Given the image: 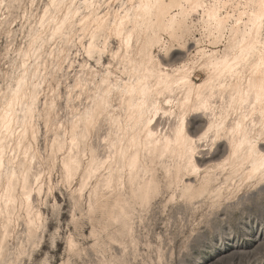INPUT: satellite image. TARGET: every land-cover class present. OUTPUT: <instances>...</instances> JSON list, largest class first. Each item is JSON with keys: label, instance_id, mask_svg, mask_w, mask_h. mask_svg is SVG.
Wrapping results in <instances>:
<instances>
[{"label": "rangeland", "instance_id": "obj_1", "mask_svg": "<svg viewBox=\"0 0 264 264\" xmlns=\"http://www.w3.org/2000/svg\"><path fill=\"white\" fill-rule=\"evenodd\" d=\"M49 2L50 0H3L5 7L0 8V114L4 109V96L10 94V89L16 88L23 62L27 61L29 67L37 63L46 64L40 78L32 81L31 85L32 90L35 84L41 86L37 89L38 100L35 105L36 138H31L32 132L29 134L32 149L30 155L35 157L34 172L41 173L42 193L36 194L33 202L34 207L44 217L43 230L39 233L42 250L52 255L54 262L57 258L52 253L58 252L69 264H264V184L258 181H242L238 176L233 177L230 188L223 190L221 195H205L190 200L183 196L181 185L171 188L167 186L162 168L156 161L154 167L161 182V191L147 205L128 210L132 214V220L129 221L132 232L123 230L120 223L113 221L116 214L111 217L110 213L103 210L91 211L89 195L95 179L90 182V187L82 196L75 193L79 177L70 182L65 181L61 166L64 153L56 151L55 138L58 135L69 138L65 136L64 130L72 129L76 109L84 112L92 105L91 93L74 89L82 74L83 65L88 62L98 72H103L104 67L87 58L78 39L79 31L73 33L74 39L72 38L71 43L63 41V49L68 53L61 56L63 60L57 58L59 50L55 53V58L51 56V44H46V51L37 59L36 51L39 48L34 47L33 38L40 30L37 24L39 17L43 15L42 9ZM122 2L124 0H111L113 9ZM107 10L102 8V14ZM192 20L196 27L193 35L187 38V47L175 44L166 54L165 47H169L172 41L167 34H163V44L155 47L153 53L161 59L169 72L181 65L190 64L188 74L199 83L206 78V71L199 66V48L224 51L225 42L211 44L213 40L209 41L210 38H207L208 32L200 24L197 25L198 19L193 16ZM45 30L50 39L51 28L46 27ZM137 40L135 35L130 50L132 59L136 61L141 58L138 51L144 42V36L140 35L138 43ZM195 40H200L199 48ZM60 42L58 37V46ZM83 43L88 44V41ZM118 51L121 55L114 59L113 54ZM126 53L125 47L121 51V42L112 37L108 40V50L103 55L102 64H111L116 77L128 80L132 66H129V71L123 68ZM69 89H72L71 93ZM179 97L178 92L172 96L177 99ZM161 101L164 102L163 99ZM53 103L55 108L52 107ZM163 105L166 109L170 108L164 103ZM219 105L220 103L216 104ZM113 106L116 109L115 114H122L117 97L113 100ZM48 111L52 115L51 122L47 123ZM174 111L178 113V110ZM190 120V127L195 133H199L206 123V118H201V115L191 116ZM171 122L173 118L167 116L160 120L163 126ZM95 127L90 131L88 147L95 144L98 152L108 154L109 146L104 143L105 137L108 140L115 138L110 124L101 119ZM211 145L210 142L203 144L204 155L199 159L203 169L199 177H192L194 186L200 184L207 166L211 167L226 155L227 149H218L217 145ZM15 153L17 162L24 159L23 149ZM226 173L227 171L217 176L218 183L224 181ZM18 190L20 191L17 188L16 193ZM22 209L17 203L13 216L15 232L7 241L11 252L20 241L24 242L25 248L30 246ZM53 209H57L55 221L52 218ZM53 223L59 228L63 239L49 253L44 245L53 230ZM70 238L79 246L74 255L69 254L66 248V242ZM34 240L35 237L30 239L32 242ZM26 259L21 257L19 264H23Z\"/></svg>", "mask_w": 264, "mask_h": 264}, {"label": "bare ground", "instance_id": "obj_2", "mask_svg": "<svg viewBox=\"0 0 264 264\" xmlns=\"http://www.w3.org/2000/svg\"><path fill=\"white\" fill-rule=\"evenodd\" d=\"M112 1L115 2L118 0ZM97 2L106 4L107 0H97ZM163 2L171 4L178 3L179 0H163ZM77 3L79 4L80 0H77ZM101 10L102 8L98 9L100 14H102ZM175 11L177 10H164L155 12L152 15H144V18L136 22L137 31L134 36L136 35L138 37V43L140 41V35H143L144 42H142L143 44L138 51L139 55L141 56L140 60L138 61L132 59L130 52L133 47V42L130 50L125 46L127 53L123 60V68L125 71H129V66H132L130 73L128 74V80L116 77V74L113 72L112 68L109 69L108 65H103V55L100 56L97 54V57L89 59L86 50L87 44L83 43V41H80L87 58L89 60H95L98 65L103 66L104 71L98 72L97 70H94L93 67L88 64V62H86L82 67V74L78 77L74 89H79L81 92L86 91L91 93V99L93 102L96 100L98 95H102L106 90L107 86L103 83L105 79L104 73L111 72V76L107 78L113 85L117 84V81H119V87L121 89L127 91L134 88L135 92L131 95H127L124 92H117L115 90L112 92L111 109L104 118L108 123L109 121L114 122L109 123L110 130L112 134H114L115 138L108 140V154H101L98 152V148L95 146V144L88 147L90 133L86 141L81 139L80 143L76 146V149H73L71 144L73 136V124L71 130H68L67 128L64 130L65 136H69V138L67 137V139H65L58 135L54 141V147L56 151L58 153H64L61 160V166L65 181L70 182L71 180L79 177L78 188L75 190V193L82 196L88 187H90V182L95 179L94 185L90 187L89 206L91 211L98 209L99 211L103 210V212L105 211L106 213H110L111 217L112 214H114V216L116 214V217H113V221L120 223L123 230L131 232L132 230L131 226L129 225V221L132 220V214L129 213L128 210H133V207L135 206L147 205L161 191V182L156 174V167H154L156 161L159 162V165L162 168L167 186L171 188L174 185H181L183 196L190 200L199 199L205 195H221L223 190L230 188V183L233 177L238 176L242 179V181H248L249 169L254 163V160L249 156L246 149L235 148V143L238 142V138L237 141L229 138L231 127L234 126L233 119L231 117L227 119L224 125V128L228 129V132H225L224 129H220L219 134H217V129L215 127L217 121L214 120L213 112H215V116H220L221 113L219 108L224 105L226 101L230 100V97L226 91L221 92V90L217 88V92L214 94L215 98L208 101L210 106H215L214 109L210 107V110L206 112L192 111L193 108L198 107L204 102V100H207L206 93L204 94L203 99H197V93L201 91L200 86L204 85L209 79V71L206 64L210 62L212 55H222L224 51H213L199 48L200 40H195L196 44L198 45L197 48H199V59L201 60L199 66L201 69L206 71V78L201 82L196 83L194 80H192L191 75L188 74L187 79L189 82L187 84H179L178 87L174 85L178 84L179 79L184 76V73L180 72L179 75H176V73L179 72L181 66H187L188 64L181 65L175 71L169 72V70L163 66L161 59L154 55L153 49L163 44V34H167L172 41L169 47H165L166 54L175 44L179 45L180 47H187L189 45L187 43V38L193 35L192 33L196 27V23H194L192 17H189L188 20L184 21L183 23L177 20L176 23L173 24L172 17L175 14ZM198 24H200L199 20L197 25ZM44 31L46 32L45 29ZM75 31H79V29L76 28L74 32ZM38 32H40V30ZM225 35L227 39L229 34ZM207 38H210L209 41L213 40V42H211L213 45H218L223 42H217L214 37H211L210 33H208ZM102 43L103 42L98 40L96 46L99 47ZM107 50L108 41L105 53ZM45 51L46 44H44L42 51L39 49L36 51L37 59H40L41 55L44 54ZM51 56H53V53ZM57 58L60 61L63 60L59 52ZM117 58L119 57L114 59ZM195 64L196 63H194V65ZM25 65L27 66L25 67ZM45 66V63L43 65L37 63L32 67H29L27 61L23 62L22 72L17 80L16 87H20L21 98L24 96L28 97V100L24 101V103L26 102L27 104H31L33 97H35L36 101L38 100L37 89L39 87H37V85L39 84H35L33 86V90L31 89V85L33 84L32 81L40 78L41 72L45 69ZM161 68L164 72L163 78H160L158 75ZM85 71L89 72L86 73ZM153 72L157 73L155 77L152 75ZM169 77H171V80H169ZM21 79H24L26 83L20 85L19 81ZM141 81H143V83H141ZM158 84H160L161 87H157ZM144 90H148L146 97L141 96V92ZM176 92H178L180 96L178 99L172 98ZM10 95L11 93L4 96L3 101H5L6 98H10ZM221 96H223V98H221ZM79 97H81V94ZM115 97L120 100V109H122V114L120 115L114 113L116 111L113 106V100ZM142 99H146L149 108H151L153 101L159 105V108L154 113L153 123L148 125L147 129H145L143 126V121L140 120V113L142 109L139 107V102ZM161 99H163L164 102H162ZM168 99L172 101L171 105L166 102ZM185 101H187V103H185ZM163 103L168 105L170 108H164ZM218 103H220V105L216 106ZM92 106L93 104L87 107L84 112L76 109L77 114L75 117L87 112V110ZM174 109L178 110V113H176ZM16 111L20 113L16 119L20 125L19 128L21 129L24 127L25 109L20 108L16 109ZM144 111H147V109H144ZM166 112L169 114L165 115ZM47 113L48 123L51 122L52 114L50 111ZM181 115H184V136L180 137V143H177V129L180 125ZM197 115H201V118H206V123L199 133H195L190 127V117ZM2 116L3 111L0 114V117ZM165 116L173 118V122L163 126L160 123V120ZM28 120V135L24 137L23 147L19 146L20 130H16L17 136L15 139H7L4 156L5 168L3 173L0 174V192L7 190L9 181V168H15L19 177L26 167L29 171V191L33 201L35 200L34 198L36 194L41 195L42 193L41 173L34 172L33 163H26L24 159L17 162L16 157L12 156L13 151L23 149V154H25L28 149H31V141L29 136L33 128L31 116L28 117ZM58 128H61V126H58ZM147 132L152 133L151 138L147 136ZM205 133H207L206 136L204 135ZM77 135L82 137L83 133L78 132ZM201 136H204L203 141H200L199 139ZM186 137L196 140V144L192 148L191 154L186 152L183 147ZM205 142H210L212 145H217L218 149L224 147V149H227V152L224 158L214 163L211 167H204L205 172L204 176L200 179V184L198 186H194V184L191 182V179L192 177H199L200 172L203 169L199 159L203 158V152L205 151L203 144ZM206 146H209L210 148L209 144ZM256 147L259 151L264 152V143H257ZM62 148L63 150H61ZM113 150L114 154H112ZM31 156L35 158L34 155ZM94 156L97 160L108 159L109 157H111V159H108V163L103 165L96 175L89 178V165L92 162ZM72 157L76 158L79 167L74 170L72 178L69 181L63 166L65 160L71 159ZM133 157H135V166L130 167L129 165L131 164ZM224 161H228V163L224 164ZM225 171H227V173L224 175V181L218 183L217 176L223 175ZM216 173L218 174L216 175ZM38 175L40 177L39 188L38 190H35L36 177ZM14 184L16 185L15 192L17 191V188L20 189V191L18 190L20 194L19 192L16 193L17 199L19 201V198L22 196L21 188L23 187V181L21 178H18ZM16 208L17 204L9 206L0 202V209H2V212H0V242H3L4 248L3 252H0V264H11V261L17 257V249L21 247L25 248L24 242L20 241L15 250L11 252L7 242L11 234L15 232L13 228V216ZM22 210L25 214V222L27 226L26 237L28 242H30V239L34 238V236L30 235V229L26 219L28 213L25 208ZM9 218L11 219V224H8ZM5 225H8L7 240L4 239Z\"/></svg>", "mask_w": 264, "mask_h": 264}, {"label": "snow or ice", "instance_id": "obj_3", "mask_svg": "<svg viewBox=\"0 0 264 264\" xmlns=\"http://www.w3.org/2000/svg\"><path fill=\"white\" fill-rule=\"evenodd\" d=\"M3 0H0V8H4ZM107 8L108 11L100 14L98 9ZM177 10L172 17L173 24L179 20L181 23L187 21L189 17H195L203 26L205 32L210 33L217 42H225L224 52L222 55H212L210 62L206 64L209 71V79L204 85L200 86L201 91L197 93V99H203L204 94H207V100H204L198 107L192 109L194 112L209 111L210 106L208 101L215 98L217 88L221 92H227L230 97L224 105L219 108L220 116H215L217 121L215 127L217 134L220 129L228 132L224 125L228 118L233 119L234 126L231 127L229 138L238 142L235 143V148L246 149L249 156L254 160V163L249 169L248 179L255 180L264 184V152L257 149V143H264V0H179L178 3H165L163 0H124L123 3L116 5L115 10L109 0L108 4L98 3L97 0H50L47 7L42 9L43 15L39 17L37 27L40 32L34 36V47L43 50L44 44L52 45L53 58L59 50L60 56H65L63 50V41L71 43L73 32L76 28L79 29V41H88L87 53L89 59L104 55L106 51L107 41L115 37L121 42V51L126 46L129 50L132 47L133 36L137 31V23L144 18V15H152L155 12L164 10ZM83 13V14H82ZM90 26V27H89ZM106 26V27H105ZM46 27L51 28V38L48 39V33L44 31ZM87 31V35H86ZM229 37L226 39V35ZM60 38V44H57V38ZM102 41L101 46L97 47V41ZM120 52L114 54V58L119 57ZM126 56V54H125ZM27 65H25L26 67ZM191 65L181 66L179 72L184 73V76L179 79L178 84H187L188 71ZM111 69L112 65L109 64ZM175 71V70H174ZM153 77L157 73H152ZM160 78L164 77L163 69L158 73ZM103 81L106 85V90L102 95H98L96 100L87 112L75 117L73 121V136L71 144L73 149L80 143L81 139L87 140L90 131L96 126L97 121L104 119L106 114L111 109L112 92H124L127 95L134 94L135 89L125 91L119 87V81L113 85L107 77L111 76V72L104 73ZM171 80V77H169ZM26 81L21 79L20 85ZM143 83V81H141ZM41 85H37L40 87ZM157 87H161L160 84ZM72 89H69L71 93ZM147 91L141 92V96L146 97ZM10 98L4 101L3 116L0 117V174L5 168V145L7 139H15L17 136V128L20 127L17 116L20 115L16 109L23 108L24 112V127L20 129L19 146L23 147L24 137L28 135V117L31 116L33 122L32 136L35 138V97L32 98L31 104H25L28 100L27 96L21 98L20 87L10 89ZM223 98V96H221ZM169 105L172 101H166ZM187 103V101H185ZM55 108V103L52 104ZM139 107L142 109L140 120L143 121V126L147 129L148 125L153 123V116L159 105L152 102L151 108L148 107L146 99L139 102ZM147 109V111H144ZM169 113H165L168 115ZM227 114V115H225ZM78 122V123H77ZM109 123H114L109 121ZM83 133L82 137L77 133ZM205 136L207 133L204 134ZM147 136L151 138L152 133L147 132ZM184 136V115L180 116V125L177 129V143H180V137ZM203 141L204 136L199 137ZM104 143H108L106 137ZM196 144V140L185 138L183 144L184 150L189 154L192 153V148ZM63 150V148L61 149ZM32 149H28L24 154L25 162L35 163V159L30 155ZM15 157V151L12 152ZM108 159H111L109 157ZM108 159L97 160L95 156L89 165V178L96 175L103 165L108 163ZM228 161H224L227 164ZM130 167L135 166V157H133ZM64 171L68 180L72 178V174L79 167L75 157L65 160ZM21 178L23 187L21 188L22 196L19 201L16 196L14 182ZM39 175L36 177L35 190L39 188ZM0 202L9 206L19 203L25 208L28 215V227L30 235L35 237L34 242L30 241L28 248L21 247L17 249V257L11 261V264H18L20 257H26L23 264H69L59 253H52L56 249L57 242L63 238L59 234V228L53 223L49 235V239L44 245L49 253L56 256V261L52 259V255L46 254L42 250V243L39 233L43 230L44 217L33 206L32 196L29 191V171L25 167L18 177L15 168H9V181L6 191L0 192ZM57 209H53L52 218L55 221ZM2 212V209H0ZM8 224H11L9 218ZM8 238V225L4 228V239ZM66 248L69 254L74 255L79 250L78 244L73 239H68ZM3 242H0V252H3ZM33 256L35 258L33 259Z\"/></svg>", "mask_w": 264, "mask_h": 264}]
</instances>
